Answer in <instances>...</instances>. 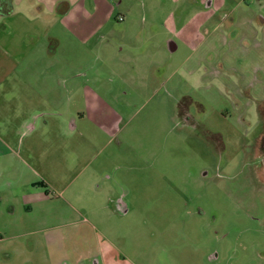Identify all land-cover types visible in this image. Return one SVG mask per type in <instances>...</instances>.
Masks as SVG:
<instances>
[{"label": "rangeland", "instance_id": "1", "mask_svg": "<svg viewBox=\"0 0 264 264\" xmlns=\"http://www.w3.org/2000/svg\"><path fill=\"white\" fill-rule=\"evenodd\" d=\"M66 4L0 0V264H264V0ZM42 86L84 116L48 142Z\"/></svg>", "mask_w": 264, "mask_h": 264}, {"label": "crops", "instance_id": "2", "mask_svg": "<svg viewBox=\"0 0 264 264\" xmlns=\"http://www.w3.org/2000/svg\"><path fill=\"white\" fill-rule=\"evenodd\" d=\"M68 1L69 0H34V9H39L38 12L26 17L24 15L19 16V14L16 12L8 14L5 19L11 22L19 20L20 22L25 23L22 25H32L34 27L43 29V38L47 36L46 38L50 39L47 33L49 29L52 31L53 28L57 26V23L60 21V17H58L57 13L65 12V8H67L66 2ZM171 46L172 47L169 46V48L172 51L177 50L176 46H174V43ZM73 71L76 72V69L74 68ZM79 74L82 77L84 75V69L80 71ZM256 88H262L264 91V78L262 81H259V83L256 85ZM21 90L24 93V98H26L24 100H29L30 104H34L35 102V105H32L31 109L32 111H36L35 114H33V112L30 117L24 119L22 126H19L20 134L24 137L31 136L40 131V118L43 116H52L54 122L52 126H47L42 133L44 135L45 141L47 142L52 141L57 133H63L64 135L71 134L72 129L69 126V123L74 121V125H76L78 124V121H81L84 118L81 112L77 111V113H75L71 111V98H68V95H66V93L69 91H57L52 88H45L44 86L37 89L23 88ZM258 101L260 104H262L264 102V95L259 97ZM74 109H77V107L74 106ZM38 146L39 145H36L35 148ZM109 201H111V198ZM11 203L14 205V202ZM11 207L14 211L15 206ZM2 216H6L4 228L8 229L10 233H15L16 230L20 229V222L15 219V212H9L7 214H3ZM12 235L14 234H11V237ZM15 236L17 235L15 234L14 237Z\"/></svg>", "mask_w": 264, "mask_h": 264}, {"label": "flooded vegetation", "instance_id": "3", "mask_svg": "<svg viewBox=\"0 0 264 264\" xmlns=\"http://www.w3.org/2000/svg\"><path fill=\"white\" fill-rule=\"evenodd\" d=\"M173 43H170V47H172L171 45H172ZM181 113L183 114L184 113V110L183 109H181ZM122 196V197H121ZM119 198H117V203L119 204L118 205V207H120V206H124V205H126L125 203H124V201H125V197H124V195L122 194Z\"/></svg>", "mask_w": 264, "mask_h": 264}, {"label": "trees", "instance_id": "4", "mask_svg": "<svg viewBox=\"0 0 264 264\" xmlns=\"http://www.w3.org/2000/svg\"><path fill=\"white\" fill-rule=\"evenodd\" d=\"M262 123H263V126H264V121ZM260 152L264 155V135L262 137L261 144H260Z\"/></svg>", "mask_w": 264, "mask_h": 264}, {"label": "built area", "instance_id": "5", "mask_svg": "<svg viewBox=\"0 0 264 264\" xmlns=\"http://www.w3.org/2000/svg\"><path fill=\"white\" fill-rule=\"evenodd\" d=\"M123 20V18H121Z\"/></svg>", "mask_w": 264, "mask_h": 264}]
</instances>
